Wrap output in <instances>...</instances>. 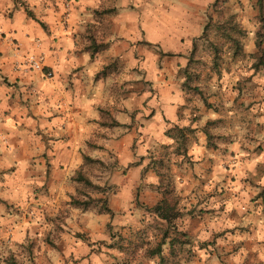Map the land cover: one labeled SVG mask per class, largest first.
Returning a JSON list of instances; mask_svg holds the SVG:
<instances>
[{
  "label": "rangeland",
  "instance_id": "rangeland-1",
  "mask_svg": "<svg viewBox=\"0 0 264 264\" xmlns=\"http://www.w3.org/2000/svg\"><path fill=\"white\" fill-rule=\"evenodd\" d=\"M61 1L64 25L70 4L87 5L81 35L93 51L111 44L122 51L123 42L126 51H147L146 71L140 60L133 71L138 79L147 76V112L136 101L130 161L119 166L108 153L103 164L84 161L78 168L104 194L72 180V194L1 202L0 264H264V64L253 56L261 49L264 61V0L262 11L258 0ZM120 12L139 19L133 32L113 20ZM219 12L234 14L243 34L235 56L229 42L220 45L215 66L201 37L207 19L217 20ZM125 27L128 37L119 33ZM191 49L190 85L197 90L182 86ZM112 64L123 70L117 60ZM167 101L175 111L167 110ZM104 119L111 123L108 111ZM174 126L187 128L184 154L166 135ZM77 189L80 199L86 193L106 198L111 213H99L95 201L87 209L73 205ZM165 189L178 213L171 222L149 210ZM157 245L161 253L152 254Z\"/></svg>",
  "mask_w": 264,
  "mask_h": 264
},
{
  "label": "crops",
  "instance_id": "crops-1",
  "mask_svg": "<svg viewBox=\"0 0 264 264\" xmlns=\"http://www.w3.org/2000/svg\"><path fill=\"white\" fill-rule=\"evenodd\" d=\"M21 1L0 0V217L1 202L20 205L31 195L40 201L42 193L72 194L71 177L83 155L103 160L113 153L119 166L130 161L136 101L147 112V76L138 79L133 72L139 60L146 71L147 51H126V42L122 51L116 44L103 51L86 46L81 30L89 13L82 3L71 0L64 25L61 0ZM117 16L113 20L132 26L131 32L139 23L133 13ZM119 33L129 36L126 27ZM29 56H42V71L22 64ZM116 60L121 72L111 65ZM164 104L176 110L173 102ZM106 111L119 125L105 123Z\"/></svg>",
  "mask_w": 264,
  "mask_h": 264
},
{
  "label": "trees",
  "instance_id": "trees-1",
  "mask_svg": "<svg viewBox=\"0 0 264 264\" xmlns=\"http://www.w3.org/2000/svg\"><path fill=\"white\" fill-rule=\"evenodd\" d=\"M258 7L259 10L262 11V6H263V0H258ZM217 3V2H216ZM109 12V11H105ZM111 13H115V10L111 11ZM223 12H219V17L217 20H213L212 17H209L205 23L204 26V31L202 33L201 38H203L205 41H208L209 46L211 47L212 51V59H213V64L216 66L219 60V55H221L222 51H219L220 45L229 42L230 46L233 49L231 51L232 56L237 55L239 51V40L241 35L243 34L242 30L240 29L239 24L235 20V15L232 13H229L225 18L221 15ZM27 14L30 17H33L32 14L27 11ZM40 25L45 28V25L43 23H40ZM209 37H213L216 40H218L217 43L215 41H209ZM195 43L193 44V47L195 48ZM257 46L260 48V44L257 42ZM194 49H191L188 54H186L185 60L187 61L184 68H183V78L184 81L182 82V86L185 89H193L197 90L195 87H191V81H193V78L195 77L192 72L189 71V63L190 61L193 60V56L195 55L196 51H193ZM260 50L257 51L253 56H260L262 62L264 64V61L262 59V56L260 55ZM161 55H168V56H177V57H183L182 54H168V53H160ZM259 57V58H260ZM194 76V77H193ZM111 126H116L119 125V123L113 119H111ZM131 127V124L129 125ZM187 128H179L177 126H174L172 129H169L166 131V135L169 136L174 140L176 143V151L178 153L184 154L186 152V143H187V134L184 133V130ZM207 136V138L210 137L208 132L205 130L204 132ZM83 160L86 162H95L99 164H103L101 160L98 159H92L89 156L83 155ZM71 179L77 183V185H82L87 188H96L99 189V191L104 192L103 189H101L98 186H95L88 178H86L80 169H77L74 172V175L71 177ZM264 192V189H263ZM85 195V194H84ZM82 194L79 192V190H76V193L71 196V203L77 207H82L84 209H87L88 206L90 205L91 202H96V204L99 206L98 212L99 213H104V214H110L111 210L108 206V201L106 198H99L97 200H93V198L86 193L85 199H80ZM149 210L153 212L158 218L171 222L173 219H175L176 216H178V213L176 211V204L173 202V200L170 198L169 193H167V190L165 189V192L163 193L162 199L155 204L154 206L150 207ZM161 253V245H157L155 249L152 251V254H160Z\"/></svg>",
  "mask_w": 264,
  "mask_h": 264
},
{
  "label": "built area",
  "instance_id": "built-area-1",
  "mask_svg": "<svg viewBox=\"0 0 264 264\" xmlns=\"http://www.w3.org/2000/svg\"><path fill=\"white\" fill-rule=\"evenodd\" d=\"M68 6V4L66 3V7ZM42 56H29L25 59H23L22 64L25 66H29L30 69L32 70H36V71H42L43 65H42ZM45 75L47 77L51 76V72H46Z\"/></svg>",
  "mask_w": 264,
  "mask_h": 264
}]
</instances>
